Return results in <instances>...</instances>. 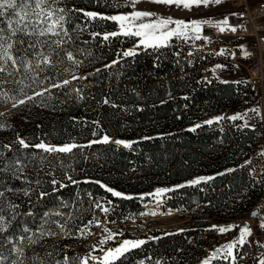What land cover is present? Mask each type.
Masks as SVG:
<instances>
[{"label":"trees","instance_id":"obj_1","mask_svg":"<svg viewBox=\"0 0 264 264\" xmlns=\"http://www.w3.org/2000/svg\"><path fill=\"white\" fill-rule=\"evenodd\" d=\"M55 7L66 10L65 15L68 22L64 24V28L67 29L68 34L65 38L74 44H84L85 50L90 55V63H96L94 65L96 66L114 57L110 51L96 48L90 43L92 35L103 36L100 34L101 31L104 28H112L114 22L101 20L99 17L94 19L86 15L94 11L113 12L112 0H60ZM0 26L6 27V25ZM79 27L83 29L77 30ZM94 27L97 33H94ZM14 39L13 51L16 47H20L17 44L18 41L20 42L19 36ZM160 60L162 61L161 58ZM110 66H101L85 74L87 80L94 82L92 101H88V98L84 96L80 101L71 100L61 106L53 98H47L48 94L44 92L45 86L51 87L53 83L63 85L61 82L64 81L54 65L45 67L44 72L48 78L41 82L39 88L31 87L32 85L23 79L22 73V83L8 86L5 91L3 86L0 87V113L3 115L17 114L16 105L21 99L25 101L23 103L25 113L22 114L25 118L24 127L26 126L29 134L26 137L29 147L24 148L18 143V139L12 137L11 126L8 129L7 127L2 128L3 122L0 118V192L5 188L11 191L21 190V193L7 194L5 200L6 215L9 213V203L18 207L11 210L16 214L12 227L8 232L0 235V240H5L11 235V242H6L4 247L0 248L4 257L17 256L10 249L15 246L14 242L19 236L26 237L29 234L30 231H22L24 227L31 230L41 225H48L53 218L48 211L59 206L62 199L69 203L63 208L68 211L72 206L70 196L77 191L81 193L89 191L92 194L106 193L117 199L121 206H129L136 204L141 194L154 185L179 183L201 173L211 174L213 179L193 187L179 188L177 194L183 196L180 201L182 204L193 207L201 204L204 210L216 218L215 220L234 218L238 210L243 211L246 207L250 209L248 198L260 194L261 180L250 177L245 171V166L233 167L231 170L225 169L237 161L238 154H240L238 153L239 147L244 146L247 141L255 142L254 128L245 129L244 133L232 128V135H230L228 131L220 132L206 126L198 127L195 131L189 127L194 117L208 113L209 108H219L220 105L226 106L225 103H232V100L237 101V93H235L237 90L232 83H213L206 88H196L194 83L181 79L179 75L173 77V74H176V68L171 63L163 60L157 62L154 67L150 58L139 56L119 76L121 82L116 85L114 74L107 73ZM2 76H6V73H0V77ZM107 88L106 96L112 105H104L103 113H98L97 117L104 123L108 120L116 136L119 137H122L124 133L138 132L139 134L140 131L145 130L144 136L137 140L131 149L113 143L108 145L97 143L89 147L87 142L91 138V127L83 128L81 132L71 127L73 118L79 126L83 124L82 115L93 114L91 111L97 112L95 104L96 102L101 103L102 95ZM21 89L22 94L19 93ZM51 89L64 95L68 94L65 85L59 88L51 87ZM37 91L44 92L43 97L35 96ZM5 93L10 95L14 106L6 107L7 103L1 100V96L7 98ZM32 94H34L32 96L34 99L29 100L28 97ZM205 97L209 100V104H203ZM191 99L198 100L202 104V110L194 111L193 117L181 112L184 104ZM177 113L181 115L180 119H177ZM22 134H25V131L17 134V137ZM71 136H76L79 139L76 143L81 146L74 149L72 155H78L80 150L84 149L85 151L95 150L98 157L80 156L81 161L78 162L77 168L80 173L74 176L72 174L76 171L71 172L72 180L63 181L65 179L63 177L54 183L48 176L46 180L38 182L35 186L36 173L41 162L37 155L39 149L33 147L34 143L41 139L60 144L68 141ZM81 136L84 137L79 138ZM145 137H150V139H144ZM219 139L226 143L225 147L220 146ZM17 157H20L26 166L34 164H31L32 158L36 160V171L20 172L12 167L10 163ZM83 158L86 159L85 163H82ZM64 169L69 168L67 166ZM102 185L113 187L127 194L125 196H131L132 199L115 197L108 193ZM41 193H43L42 196ZM243 203L245 206H242ZM7 218L11 219V216L7 215ZM25 243L24 240L23 244ZM44 244L45 241L42 246ZM49 245H52L54 250L48 248ZM55 245H47L44 258L51 260L60 258L61 247L59 244ZM38 248L34 249L33 244H28L29 261L27 264H33L32 258H38L37 252H40Z\"/></svg>","mask_w":264,"mask_h":264},{"label":"built area","instance_id":"obj_2","mask_svg":"<svg viewBox=\"0 0 264 264\" xmlns=\"http://www.w3.org/2000/svg\"><path fill=\"white\" fill-rule=\"evenodd\" d=\"M230 4L231 13H242L240 16H229V24L224 26L226 28L224 33L219 31L218 27L212 25L218 22L209 21V23L203 24L201 36L199 40L189 39L187 42L183 39H176L175 37L170 42V46L154 52L151 49L144 50L143 48H136V55L125 57L122 53L125 50H132L134 43L138 38H127L123 36L110 37L105 41L103 36L92 35L90 43L96 48L110 51L113 53V58L109 61H105L99 64L107 67V73L116 77L115 84L121 82L119 76L125 72L131 64H133L136 57L150 58L154 67L157 62L163 60L167 63H171L176 68V74L173 77L179 75L181 79L194 83L196 88H206L214 83L213 68L221 64H241L246 74V93L247 95L253 94L258 96H264V0H226ZM84 9V8H83ZM232 26L238 27L235 33L230 31ZM192 33L189 32V36ZM208 37L209 39H204ZM56 39V37L54 38ZM64 44L62 48L58 49L59 55L53 52H47L50 56L52 65H54L60 75L69 83L65 85L67 87L68 94L58 93L51 89L49 85L45 86V89H51L47 92L49 98H53L58 105H65L71 100H82L80 98L79 90L73 88V84L83 88L84 96L88 98V101H92L94 92V82H90L85 78V74L88 71H95L90 65V55L85 50L84 44H74L69 42L65 36L63 37ZM246 40L248 42V51L251 53L244 63L240 61V47L238 41ZM237 41V42H236ZM221 50H226L223 54H220ZM179 51V56L175 53ZM72 53L74 60L69 59L66 53ZM191 53V55H189ZM234 54V56H233ZM162 59V61L160 60ZM32 64H36L35 59H31ZM114 61H116L114 63ZM97 66V65H96ZM97 68V69H99ZM96 69V70H97ZM45 71V68H44ZM44 71L37 72L42 76V79L46 81L48 75ZM73 71L76 78H69L73 76L67 72ZM70 74V76H67ZM63 81V82H64ZM61 82V84H63ZM127 86V84H125ZM108 88L102 95L101 103L96 102V110L94 113H103V106L110 105V100L106 96ZM82 96V94H81ZM84 98V97H83ZM107 101V103H105ZM92 103V102H91ZM203 104H209V100L205 97ZM94 105V103H93ZM112 105V104H111ZM94 107V106H93ZM138 110L140 108L138 107ZM202 110V104L198 100H189L184 104L181 109L183 114H187L189 117L194 116L195 112ZM208 113L214 114L217 110L222 112L228 110V107L220 105L219 108H209ZM91 114L92 117H97V114ZM90 115H82L83 124L77 125L76 119L73 118L71 127L81 132L83 128L88 127L84 120ZM180 114L177 113V119H180ZM89 117V118H92ZM98 118V117H97ZM196 117H194L195 119ZM93 122L89 119L90 124L94 127ZM100 120V119H99ZM122 125L123 122H122ZM91 127V126H90ZM91 127V130L93 129ZM98 131H108V136L111 139L115 136V130L112 124L107 120L105 123L101 120L96 123ZM111 129V130H110ZM104 144V143H103ZM111 143H107L108 145ZM114 144V143H113ZM247 156L250 157V163L245 167V171L253 179H260L262 188L264 190V162L251 154L248 149H243ZM90 151L80 150L78 155H68L66 153H46L43 150H39L37 155L40 157L41 164L38 167L36 173V184L38 182L46 180L50 173H52L57 179L71 176V172L77 171L78 161L80 156H90ZM68 162V170L64 169L63 162ZM45 173V174H43ZM183 196H179L177 193H165L159 198L161 203H157V198L148 201H137L134 205L121 206L117 199L112 198L106 193L91 192L81 193L77 191L70 196V204L72 205L65 215H61V219H66L62 233L58 235H48L47 230L53 229V222L50 221L48 225L42 228L31 229L26 237H31L32 240L40 239L46 242V245L41 248L38 253L39 264H83L84 260L88 261V264H96L91 260L89 256L102 257L104 252L108 249H113L117 244L125 239L130 240H146L147 243L140 248L133 249L127 256L128 259L125 264H197L203 260L206 256L213 255V252L220 248L223 243L231 238L238 230L239 225L242 222H246L247 226H250L252 235L247 237V242L243 247L237 246L235 249V262L236 264H259L258 259L261 255H264V247L261 246L260 239H264V228L260 227L256 218L250 215L253 210L252 207L248 209L242 216L227 219L226 221H239L238 227L225 234H220L217 231L210 230L205 227L211 220L216 218L209 212L203 209L202 205L197 207L182 204ZM182 198V199H181ZM67 201V200H66ZM65 199L61 200L59 206L50 209L49 214L52 215L56 209H62L61 206L66 207L68 202ZM111 201V203H109ZM96 203H100L103 207H107L109 211L105 213L101 208L96 207ZM156 212V215H151V212ZM170 212V214H168ZM64 217V218H62ZM72 220L71 228L74 227L72 233L68 230L70 227L69 218ZM57 218V219H58ZM55 219V220H57ZM53 220V221H55ZM229 226V225H225ZM108 229L110 232L117 234L115 240H107L104 243L100 242L103 237L106 240L108 236ZM183 230V231H181ZM40 231L46 234L40 237ZM56 232V230H55ZM123 233V235H120ZM63 234L62 236H59ZM154 235H158V239H152ZM59 236V237H58ZM74 242L65 244L71 239ZM94 239V243H93ZM36 240V241H37ZM104 240V241H105ZM25 244L16 239L15 246H18L23 252V264H27L29 257L27 255V246L30 243L25 239ZM259 242V243H257ZM96 243L99 244L96 246ZM48 244H59L61 247V256L57 259L44 258L45 248ZM94 244V250L92 253H83L77 251L76 248L80 247L84 249L90 248V245ZM172 245V246H171ZM85 247V248H82ZM103 249L104 251H101ZM221 254L213 256L214 259L210 260L207 264H230L222 259H218ZM11 264V262H10ZM116 264H120L119 261Z\"/></svg>","mask_w":264,"mask_h":264},{"label":"snow or ice","instance_id":"obj_3","mask_svg":"<svg viewBox=\"0 0 264 264\" xmlns=\"http://www.w3.org/2000/svg\"><path fill=\"white\" fill-rule=\"evenodd\" d=\"M59 2V0H0V73H7L8 75H13V73H22L23 79H31L33 82H36L38 78V72L44 71L46 66H52V61L50 56L45 55L43 51V46H47L49 50L56 55H59L58 49L62 48L64 44L63 37L67 35V29L64 28V24L67 23L66 19V10L63 8L55 7V5ZM226 2V0H224ZM138 3H151L157 6H166V7H176L182 10H191L193 7L199 8L200 6H208V5H216L219 6L222 3V0H126V4L131 6L133 9ZM264 6V4H262ZM119 8V5H117ZM87 16L91 18H97L105 21H112L118 24V31L104 34L103 39L105 41L109 40L110 37H118L123 36L127 38H138L134 43V48L132 50H125L122 55L125 57L136 55V48H143L144 50L151 49L154 52L159 51L163 48H167L170 46V42L175 37L176 39H183L187 42L189 39L191 40H199L202 38V25L205 23H209L206 20H191L184 21L173 19L171 17L164 18L162 16H157L156 13L146 10H133L128 13H120L116 15H103L94 12L86 13ZM242 13H231L227 14L221 21L217 24L212 25L213 27H218L221 33H224L226 28L224 26L229 24V16H240ZM174 25V27H173ZM238 27L242 26H232L230 31L235 33L238 30ZM189 32L192 33L189 36ZM99 35V34H96ZM19 36L20 38V47H16L15 51H13L14 47V38ZM51 37H56V39H51ZM43 38V39H42ZM204 39H209L208 37H203ZM243 53L244 58H248L251 53L247 50L246 46H239ZM226 50H221L220 54ZM69 59L74 60L72 53H66ZM175 55L179 56V51L175 53ZM191 55V53H189ZM32 57L36 60V64H32V60L28 59V57ZM234 56V54H233ZM116 61H114L115 63ZM216 67H222L217 65ZM16 83H22V80H16ZM42 82V81H41ZM3 83L0 82V87H2ZM69 81L65 80L63 85H67ZM63 85L53 83L51 85L52 88H59ZM30 87V85H28ZM22 91V89H21ZM51 89H45L44 92H50ZM44 92L37 91L35 92V96L43 97ZM6 95V93L4 94ZM29 100H33L34 97H28ZM20 103L23 104L25 101L23 99L20 100ZM107 103V101H105ZM252 111H258V109H252ZM0 115H3L0 113ZM243 117L239 114H234L229 117L230 120L235 121L237 119H242ZM223 117H217L216 121L222 120ZM207 124L214 123L213 120L206 121ZM196 127H200V125H196L192 131H195ZM144 139H150V137H145ZM18 143L24 148H28L29 145L23 140H18ZM97 143H110V139L107 135L103 136L101 140H95L89 142V147L92 144ZM116 145H122L124 148L131 149L133 146V142H126L123 140L114 141ZM7 147V146H6ZM36 149L43 150L46 153H72L74 149L77 147H81L75 143L66 144L63 146H52L46 143H39L33 146ZM71 179V177H69ZM213 179V177H200L197 179H193L189 181V185H199L202 182H207L208 180ZM55 183V181H53ZM185 185H178L177 187H184ZM108 193L115 197H121L124 199H132L131 196H125L119 191L112 189L111 187L102 185ZM173 189H157L153 194L157 198V203H161L159 198L163 196L165 193L172 191ZM27 195V192H25ZM41 196L43 193L40 194ZM4 197V192H0V198ZM111 203V201H109ZM18 207L15 204L9 203V213L7 215L11 216V219L7 218L5 214V209L0 204V235L9 231L12 227V222L16 220V214L12 212V209ZM97 208H101L102 211L107 213L109 209L107 207H103L100 203H96ZM156 212H151V215H156ZM170 214V212L168 213ZM47 215V214H45ZM254 215H259L255 214ZM43 225H41V228ZM235 225L229 226H211L210 230L217 231L220 234H225L229 231L234 230ZM261 228H264V220H262L260 224ZM64 226L61 225V229L63 230ZM23 232H29L30 229L24 227L22 229ZM107 240H115V233L110 232L108 229ZM183 231V230H181ZM46 233L40 231V237H43ZM48 235H55V233H47ZM123 235V233H120ZM251 228L250 226H245L239 231L238 238L233 239L231 242L226 243L220 248H217L213 252V256L217 254H222L224 259L232 258L233 264L235 262L234 249L239 245L243 247V245L247 242V237L251 236ZM25 239L29 240L30 243H37L38 241L32 240L31 237H25L23 235L18 237V240L23 242ZM152 239H158L157 237H153ZM6 242H11V235L7 237L5 240H0V248L4 247ZM147 243L146 240H130L125 239L121 241L115 248L108 249L104 252L102 257L89 256V258L96 262V264H116L117 261L120 264H125L128 259L127 254L133 249L140 248L142 245ZM259 243V242H257ZM264 246V245H261ZM10 251L14 254H17V259L11 261V264H23V252L20 248L13 247ZM101 251H104L101 249ZM7 258L3 256V253L0 252V264H6ZM33 264H38V258L33 259ZM59 264V262H58ZM83 264H88L87 260H84ZM143 264V261H141ZM207 264V261H205ZM261 264H264V260L261 261Z\"/></svg>","mask_w":264,"mask_h":264},{"label":"rangeland","instance_id":"obj_4","mask_svg":"<svg viewBox=\"0 0 264 264\" xmlns=\"http://www.w3.org/2000/svg\"><path fill=\"white\" fill-rule=\"evenodd\" d=\"M252 2L254 3L255 0H252ZM117 5H119V8H117ZM112 9H113V12H111V13H102V12H96V11H94V13L111 16V15H116V14H120V13H128V12L133 11V10H146V11L154 12L157 14V16H162L164 18L171 17L173 19L184 20V21L206 20V21L219 22L230 12V4L227 1L224 2V0H222V3L219 6L210 4L208 6H200L199 8L193 7L191 10H182V9H178L176 7L157 6V5H153L151 3H138V4H136L135 8L133 9L131 6H128L126 4V0H112ZM95 27H94L95 30H93V31H94V33L95 32L97 33L98 31L96 30ZM173 27H174V25H173ZM79 29H83V28L82 27L77 28V30H79ZM85 29H87V28H85ZM115 31H118V24L116 22H114V26L112 28H109V29L104 28V30H102L100 34L104 35V34H109V33L115 32ZM67 34H68V32H67ZM54 38L55 37H51V39H54ZM14 44H15V39H14ZM17 44L20 45V42L18 41ZM241 45L246 46V48L248 50V42L245 39L238 41V46H241ZM43 51H44L45 55H48L47 52H51L47 46H43ZM28 59H33V58L28 57ZM246 59L247 58H244V53H243L242 49L240 48V61H241V63H244L246 61ZM95 64L90 63L89 66L92 67L90 69L96 70L97 68H99L100 65L98 64L97 66H94ZM220 66H222V67L213 68L214 79L218 80V82H216V80H214V84L225 83V82L230 81L229 83H232L236 87V90H237L235 92V93H237V95H236L237 101L232 100L231 101L232 103H225L226 107H228V110L223 112L225 114L226 122L228 125L231 124L233 127H236L237 131H243V133L245 132L244 131L245 129H253V128L255 129V131H256V134H255L256 138L254 140L255 142H248L247 141L245 143V145L241 146V147L245 150L248 149L252 155H254L259 160H262L264 162V96L262 97V96L253 95V94L247 95L246 86H245L246 74H245L244 68L241 64H221ZM67 73H70L73 75L69 78H76V76H77L73 73V71H70V72L68 71ZM16 74H17V77L15 78ZM41 77L42 76L38 74V78H37L36 82H33L31 79H25V81L27 80V83L32 85L31 87L39 88L41 86V81H44V79H42ZM16 80H22L21 73H13V75H8L6 73V76L0 77V82H6V83H3V85H2L4 87L3 90L5 91V89L8 86L15 85ZM73 88L75 90H79L80 92H82V93H80V98H79V99H82L84 97L83 88L76 86L74 84H73ZM19 93L22 94L23 91L19 90ZM81 94H82V96H81ZM33 95L34 94H32L31 97ZM6 96H7V98H4L3 96H1L2 97L1 100L3 102L7 103L6 107L14 106L12 98L10 97V95L8 93H6ZM47 98H49V97L47 96ZM252 109H258V111H252ZM15 112L17 114L8 113L6 115H0V118H2V122H3L2 128L7 127V129H8L11 126L12 130L10 131V133L11 134L13 133L12 137H15L18 140L23 139L27 143L26 137H28L29 134L26 131L27 130V128H25L26 126L24 127L25 118L23 117L22 113H25V108H24L23 104H21L19 102L15 107ZM91 112L94 113L93 111H91ZM94 114H98V113H94ZM234 114H239L243 118L237 119L235 121L230 120L229 117L233 116ZM88 115H90V116H88L87 119L84 120V122L88 123L87 126L93 127V124L92 125L90 124L89 119H91V121L93 122L92 118H94V127H93L92 131L90 132L91 138L87 142V144H89L90 141L101 140L102 137L105 135L108 136V131H105V130L98 131V129L96 127V123L100 121L99 118L92 117L91 114H88ZM89 117H92V118H89ZM23 131H25V134L19 135L17 137V134H20ZM137 133H130V134L124 133L122 137L116 136V134H115V136L111 139L112 142H110V143H113L114 141H118V140H123L126 142H133V144H134L137 140L141 139L144 136L145 130L140 131L139 134H137ZM82 137H84V136H81L79 138H82ZM109 139H110V137H109ZM77 140H79V139L76 136H71L68 139V141L57 144L54 142H47V141L40 139V140H37L34 143V145L43 142V143H46V144L52 145V146H63V145L70 144V143L77 144L76 143ZM117 146L123 147L122 145H117ZM126 149H129V148H126ZM96 153L97 152H95V150L90 151L89 155L92 156L93 158L98 157ZM239 153L240 154H238V158H237V160L239 161L238 162L239 167L240 166L247 167L248 164L250 163V157L247 156V154H245V152L243 150H240ZM66 154L72 155L71 153H66ZM235 155H237V154H235ZM85 157H88V156H85ZM80 161H81V157L78 158V162H80ZM85 161H86V159L83 158L82 163H85ZM32 163H34V164H32ZM31 164L32 165H30V166H26L23 163V161L20 159V157H17L16 160H14L10 163V165H12V167L18 169L20 172H23V171L26 172L28 170L30 173H32V172L36 171V166H35V164L37 165L36 160H34L32 158ZM63 165H64V167L67 168L68 162L64 161ZM233 167H235V166L227 167L226 170H231ZM77 173L79 174L80 172L76 171L72 175L75 176ZM43 174H45V173H43ZM211 176H212L211 174L209 175V174L201 173L199 175H195L192 178L187 179V180L182 181V182H179V183H174V184H169V185H161V186L154 185L148 191L141 194L142 196H141L140 200H142L143 198H145L144 199L145 201L155 199L156 197L154 195H149V194H153L157 189H161V188L173 189L172 191L168 192L171 194L178 193L177 191L179 190V188H183V187H177L178 185H185L186 187H193L196 185H189L188 184L189 181H192L193 179H197L200 177H211ZM49 177H51L52 182L53 181L56 182L58 180L52 173L49 174ZM69 177L70 176L65 177V179L63 181L72 180V179H69ZM111 188L116 190L113 187H111ZM262 190H263V188H262ZM262 190L258 196L248 198V200H249L248 205H250L249 207L256 206V208H254V209L258 210L257 214L264 213V190L263 191ZM116 191H118V190H116ZM1 192H4V197L0 198V204H2L3 207H5L6 206L5 200H6L7 194H9V193H14V194L21 193V190L11 191V190H7V188H5V190L1 191ZM202 192H204V190H202ZM122 194H124V193H122ZM124 195H127V194H124ZM144 200H142V201H144ZM67 205H69V204H67ZM242 206H245V204L243 203ZM61 207H62V209H56V211H53V213H52L53 218L51 219V221L54 224V225H52L53 229L47 230L48 231L47 233L51 232V233H55V235L62 233L61 225L64 226V224H62V221H63V223L66 224L67 220L61 219L58 217H61V215H65V217H67L68 215L65 214V211L63 210V208H65V207L64 206H61ZM247 208L248 207H246V209L243 211L238 210V212H236L237 215L235 217H237L239 215L242 216V214H246L245 212L248 210ZM257 216L258 215H256V217ZM54 217H56V218H54ZM55 219H57V220H55ZM53 220H55V221H53ZM226 220H227L226 218L211 220V222L206 224L205 227L211 228V226H213V225H216V226L235 225L236 226L239 223V221H226ZM69 224H70V227L67 226V228L70 231V233H72L74 227L71 228V225L73 224L71 219L69 220ZM245 226H247V223L242 222L239 225L238 230L234 233V235L231 238L227 239L223 243V245L231 242L235 238H238L239 231ZM55 230H56V232H55ZM62 235L63 234H60L59 236H62ZM51 236H53V235H51ZM154 237H158V235H154ZM36 240H37V237H36ZM73 240L74 239L72 238L69 242H65V244L66 243L69 244L71 241L74 242ZM104 240L105 239L102 237L100 239V242H102ZM37 241H38L37 243L33 244L34 249L42 246V244H43V241H41L39 239ZM93 243H94V239H93ZM260 243H261V241H260ZM45 245H46V242L43 245V247ZM97 245H99V244L96 243V246ZM261 245H263V244L261 243ZM49 246H48V248L54 250L52 245H49ZM14 247L19 248L18 246H14ZM41 248L40 249L38 248L37 250L41 251ZM82 248H85V247H82ZM76 250L89 254V253L93 252L94 244L90 245V248L84 249V251L80 247H77ZM234 251H235V249H234ZM234 255H235V253H234ZM5 257L7 258L6 264H10V260L17 259V256H15V257L13 256L11 258V255H9V256H5ZM212 259H214L213 255H209V256H206L203 260H201L197 264H205V261H207V263H208ZM218 259H222L225 262L228 261V262H230V264H233L231 257H229L228 259H224L223 255L221 254L218 257ZM32 260H33V258H32ZM262 260H264V255H261L259 257L258 263L261 264Z\"/></svg>","mask_w":264,"mask_h":264},{"label":"crops","instance_id":"obj_5","mask_svg":"<svg viewBox=\"0 0 264 264\" xmlns=\"http://www.w3.org/2000/svg\"><path fill=\"white\" fill-rule=\"evenodd\" d=\"M215 80H216V82H218L217 79H215ZM217 117H223V119L217 122L216 121ZM209 120H213L214 123H212V124L205 123L206 121H209ZM196 125H200V127L201 126L211 127L213 129L219 130L220 132L228 131V133L230 135H232V132H231L232 128L236 129V127H233L231 124H229V125L227 124L226 119H225V114L220 110H217L216 113H214V114H210V113L206 112V113L200 115L199 117H196L193 120L192 124H189V127L193 129ZM196 128H198V127H196ZM220 140L221 139L218 140V142L221 144L220 146H222V148L225 147L226 143H223L222 140L221 141ZM225 149L227 151V148H225ZM239 152H240V149H238V153ZM238 162L239 161L237 160L235 163H231L227 167H230V166L239 167ZM262 219L264 220V213H259V215L256 217L257 223L261 224ZM260 241L264 245V239H260Z\"/></svg>","mask_w":264,"mask_h":264},{"label":"water","instance_id":"obj_6","mask_svg":"<svg viewBox=\"0 0 264 264\" xmlns=\"http://www.w3.org/2000/svg\"><path fill=\"white\" fill-rule=\"evenodd\" d=\"M254 213L257 214V213H258V210H257V209H253V210L250 212V215H251L252 217H256V215H254Z\"/></svg>","mask_w":264,"mask_h":264}]
</instances>
